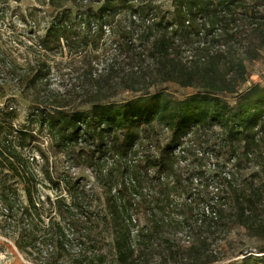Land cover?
<instances>
[{
  "label": "trees",
  "instance_id": "16d2710c",
  "mask_svg": "<svg viewBox=\"0 0 264 264\" xmlns=\"http://www.w3.org/2000/svg\"><path fill=\"white\" fill-rule=\"evenodd\" d=\"M41 5L52 20L37 46L88 65L82 86L32 101L27 124L14 123L16 106L0 107V214L17 250L47 264H214L219 232L241 227L264 242V86L238 89L264 48V0ZM186 44L193 54L183 58ZM43 66L18 80L33 74L37 91ZM166 83L192 92L178 99ZM124 91L133 96L118 99Z\"/></svg>",
  "mask_w": 264,
  "mask_h": 264
},
{
  "label": "rangeland",
  "instance_id": "374dc122",
  "mask_svg": "<svg viewBox=\"0 0 264 264\" xmlns=\"http://www.w3.org/2000/svg\"><path fill=\"white\" fill-rule=\"evenodd\" d=\"M3 1L0 0V107L8 102L9 105L16 106L18 118L14 120V123L20 126L28 123L31 102L35 101L38 96L43 101H47L51 94H64L78 85L82 86L83 83L80 81L79 75L83 73V69L88 64L83 55H68L66 48L49 53L37 46L38 37L45 35L52 20V9L48 5H41L43 0H20L19 2L8 0V3H3ZM154 2L162 4L165 9H172V0H154ZM33 20L36 21L35 25ZM126 22L124 14H118L114 24L125 25ZM198 24L201 23L198 22ZM188 47L191 46L188 44L184 46L188 50L183 54V58L193 54V51ZM100 52L101 49L94 53L98 55ZM108 54L107 57H113L114 51L110 50ZM103 58L100 55L97 61L106 64ZM32 65L40 68L44 67L43 65L49 67L48 70L46 68V72H43L47 74L38 81L37 91L29 84L33 74L26 75L28 79L22 83L21 80H18L19 76H24L25 71L29 70L28 67ZM10 66H13L15 70L13 71ZM248 69L250 75L245 82L240 83L238 89L243 90L254 83L264 86V48L260 52V58L248 64ZM162 88H166L178 99L192 92V89L183 88L174 83H166L162 85ZM157 90L158 87L150 88V92ZM117 94L118 99L133 96L130 91ZM224 97L228 101H233L232 95L227 94ZM125 133L132 142L137 137V133L132 128ZM45 135V132L41 135L42 147L47 145L48 140ZM49 155L51 160L56 158L62 160L63 158L61 153H49ZM212 160H215V156L211 158V162ZM41 164L42 159L40 158L39 163L34 166L39 170ZM65 166V162H60V171H64ZM78 174L84 176L86 172L80 171ZM88 180L89 185H92L93 179L89 177ZM97 191L99 190L97 189ZM40 193L42 197L46 194L54 196L52 190L42 187H40ZM5 228L0 214V264H47L50 261L44 254L42 256L21 254L14 244V238L4 234ZM212 241L211 248L219 255V260L214 264H240L256 250L259 255H264V250H261L264 249V242L252 237L248 231L241 227H235L230 232L226 230L219 232L214 235ZM58 264H70V262L60 259Z\"/></svg>",
  "mask_w": 264,
  "mask_h": 264
},
{
  "label": "built area",
  "instance_id": "2783aa9c",
  "mask_svg": "<svg viewBox=\"0 0 264 264\" xmlns=\"http://www.w3.org/2000/svg\"><path fill=\"white\" fill-rule=\"evenodd\" d=\"M197 21L200 22V23H203L204 21H206V19H205V18H198ZM214 198L217 199V197H214ZM253 254H254V253H253ZM251 255H252V254H251Z\"/></svg>",
  "mask_w": 264,
  "mask_h": 264
}]
</instances>
